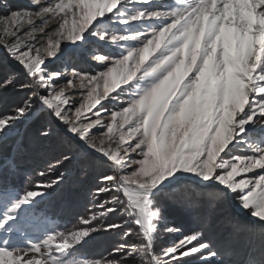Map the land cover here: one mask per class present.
I'll return each instance as SVG.
<instances>
[{"label": "snow or ice", "instance_id": "6c2138e0", "mask_svg": "<svg viewBox=\"0 0 264 264\" xmlns=\"http://www.w3.org/2000/svg\"><path fill=\"white\" fill-rule=\"evenodd\" d=\"M30 2L0 0V48L27 77L13 71L0 92L29 93L0 112V144L46 114L37 136H60L61 151L23 191L8 178L15 157L0 170V264H264V228L234 220L217 251L203 225L170 226L158 203L235 200L264 225V0ZM80 58L101 70H78ZM77 157L107 166L94 192L106 198L61 227L41 205ZM101 232L121 242L87 256ZM161 232L176 239L158 252Z\"/></svg>", "mask_w": 264, "mask_h": 264}, {"label": "rangeland", "instance_id": "374dc122", "mask_svg": "<svg viewBox=\"0 0 264 264\" xmlns=\"http://www.w3.org/2000/svg\"><path fill=\"white\" fill-rule=\"evenodd\" d=\"M7 2L10 3L14 8L32 7L30 0H7ZM0 54V60H2V63H0L2 64V67L0 68V79H3L4 77L15 71L21 80L27 82V77L24 76L23 69L11 58H8L2 48H0ZM75 65L78 70H84L93 74L101 70L96 63L92 62L90 59L85 58L77 59ZM53 67L62 68L63 65L60 62H57L55 65H53ZM28 94L29 93H27L26 91L11 89L0 92V112L10 111ZM102 104L109 109L118 107L117 105L109 103L108 101H103ZM100 108L101 106L98 105L97 109ZM93 111H96V109H94ZM88 115H91V113H88ZM104 116L105 118H107V114H104ZM45 118L46 114L39 116L38 119L26 121L18 125L17 128L14 129L12 135L7 138L6 142L0 144L1 152V150L4 149L3 146L6 145L8 141H10L13 148L14 145L19 142V146L21 147L20 144L22 142V151H20V154L22 153L25 155L26 163L32 161V167L35 169L32 174H28L27 179L29 181L26 183L24 189L32 187L33 183L41 179L36 175V173L40 170L46 169L48 163L53 162L55 157H57L61 151L60 136L53 135L47 140H41L37 136V129L40 127L41 122H43ZM57 131H59V129H57ZM244 152V149L239 150V154H244ZM22 154L20 157L21 161H23ZM64 168L70 169L66 174V181L69 180V183H71L72 187L76 186L77 184V186L82 185V192L87 193V196H85L87 197V201L85 202L86 209L85 212H83L81 215H87L89 209L98 210L94 208V205L98 204L100 200L106 197L102 196L96 198L94 196V192L96 188L102 186L100 183V177L102 176V174L107 172V166L101 164L99 161L92 162L90 160H82L77 157L74 158L71 163H68V165ZM49 178L50 177H45L44 179ZM158 203L164 208L165 214L167 216V222L170 226L180 227L183 232H188L200 225H203L207 239V232L219 236H224L227 233H230V231L233 230L232 223L234 220H238L241 224H250L249 221H247V219L244 217V214L248 213L241 210L235 200H231L223 204H216L214 206H208L204 204L200 207L195 208L189 207L180 202L166 200L164 197H161ZM235 206H237L243 216L235 213V210H233L235 209ZM110 221L119 222V214L108 217V220L106 222ZM72 225H70V227ZM251 225L257 230L264 228V225L260 224L258 221L256 222V224ZM175 239V235L161 232L160 239L158 240L157 244V251L159 252L163 248L171 246V243ZM120 242L121 239L118 233L101 232L97 234L96 238L92 241L91 246L95 247V249L93 250L94 252L92 251L91 254H85L89 257H99L101 255H107V252Z\"/></svg>", "mask_w": 264, "mask_h": 264}, {"label": "trees", "instance_id": "16d2710c", "mask_svg": "<svg viewBox=\"0 0 264 264\" xmlns=\"http://www.w3.org/2000/svg\"><path fill=\"white\" fill-rule=\"evenodd\" d=\"M1 67H2V64H0V68ZM19 143L15 144L14 148L11 145L10 141H8V143L3 146L4 149H2L0 152V170H3L7 167L9 157H15L17 167H16L14 174H10L8 178H9L10 183L14 187H16L18 190L23 191L25 190L24 188H25L26 183L29 181L27 179L28 174H32V172L35 169L32 167V164H31L32 161L31 162L29 161V163H26V157L22 153L21 154L23 157V161H21L20 151H22L21 150L22 142L20 144L21 147L19 146ZM67 165L68 163L65 166ZM69 170H70L69 168L62 169V171H64L65 174H67ZM77 185L72 187L71 183H69V180L65 181L64 183L60 185L58 189H56L52 193L50 197L45 198V202L41 205V209L45 212V214L54 224L61 226V227H70V225L74 224L77 221L78 217L81 216L83 212H85V209H86L85 202L87 201L86 200L87 197L85 196H87V193L82 192L83 190V189L81 190L82 185L80 186H77ZM234 208L235 209L233 210H235V213L243 216V214L237 208V206H235ZM244 215H245L244 217L247 219V221H249L250 224H256L257 221H254L249 216V214L245 213ZM232 232L233 230L224 236L215 235L213 233L210 234V232H207V236H208V240L213 244V248L219 251L226 244L232 242L233 240ZM91 244L86 249H84V253L91 254V252L95 249V247H92ZM237 247L239 249V246ZM237 258H242V256L237 257Z\"/></svg>", "mask_w": 264, "mask_h": 264}]
</instances>
